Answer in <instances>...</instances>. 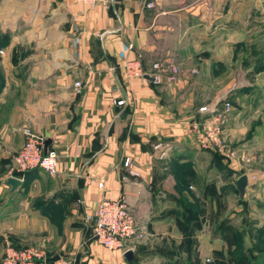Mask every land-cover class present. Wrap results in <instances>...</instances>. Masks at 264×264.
<instances>
[{"label":"crops","instance_id":"obj_1","mask_svg":"<svg viewBox=\"0 0 264 264\" xmlns=\"http://www.w3.org/2000/svg\"><path fill=\"white\" fill-rule=\"evenodd\" d=\"M144 2L0 0V264L8 243L43 247L65 264H155L156 255L138 260L131 248V262L94 239L86 214L119 195L143 225L131 245L170 237L183 239L180 253L210 254L221 241L210 227L226 204L201 191L221 198L243 155L258 159L254 188H264V0ZM137 56L145 67L170 57L175 79L126 77L124 60ZM220 95L234 98L235 157L200 146L186 124L213 120ZM26 129L51 139L57 173L31 168L11 189L5 179Z\"/></svg>","mask_w":264,"mask_h":264},{"label":"built area","instance_id":"obj_2","mask_svg":"<svg viewBox=\"0 0 264 264\" xmlns=\"http://www.w3.org/2000/svg\"><path fill=\"white\" fill-rule=\"evenodd\" d=\"M89 6L98 3L106 4L109 0H79ZM146 6H153L155 0H144ZM1 51V50H0ZM195 71L196 69H192ZM123 71L126 77H141L144 74L152 76L154 83H162L164 79L173 81L178 72L177 63L170 57H160L152 60L146 67L142 65L140 58H126L123 62ZM74 91L79 93L82 88V81L76 79L73 82ZM117 104H122L124 99L114 100ZM230 108L229 100L222 103L220 109L214 114L211 121H200L189 119L186 124L195 134L197 143L205 148L221 147L223 144L222 127L226 119V112ZM210 110H214L211 108ZM25 139L20 148L13 154L12 162L8 168V174L23 179L24 173L34 167H40L48 174L57 173L58 153L55 148L47 147L44 151V137L30 129L25 130ZM156 144L155 147H159ZM231 153V152H230ZM235 151L231 154H234ZM228 154V153H226ZM237 154V153H236ZM122 164L132 175L139 172L131 156H125ZM98 186H102V180L98 181ZM86 221L90 223L94 239L107 249H120L124 252L131 249V238L136 235L141 236L143 225L135 217L133 210L122 195L117 197H102L91 213L86 214ZM133 242V241H132ZM52 256L46 249L37 245L15 246L8 243L1 257V264H44ZM56 264H65L67 260L56 259Z\"/></svg>","mask_w":264,"mask_h":264},{"label":"rangeland","instance_id":"obj_3","mask_svg":"<svg viewBox=\"0 0 264 264\" xmlns=\"http://www.w3.org/2000/svg\"><path fill=\"white\" fill-rule=\"evenodd\" d=\"M225 100H229L230 108L226 112V119L222 127L223 144L221 147H210L209 149L228 158L237 155L241 143L234 139L233 131L231 132L235 112L233 95H220L218 102L221 104ZM210 109L207 108L205 111L212 116L213 110ZM234 151L235 153L231 154ZM243 160L244 165L241 168L248 174V180L252 181L247 184L248 192H246V188L242 196L244 201L240 199L231 182L226 186V191L224 188L222 189L221 198H218V194L213 189L201 191L203 194L217 195L214 200L217 202L219 199L224 200L226 204L224 217L218 221L213 220L212 227H210L211 233H215V236H218L220 232L219 247L214 248L210 254H203L198 250L180 253L175 247L181 249L183 239L178 243L172 241L170 237L162 238L158 242L155 240L149 242V239L147 242L141 240L135 241L136 243L132 247V249L138 250V253L142 251L138 260L142 258L145 260V255L153 254L157 257L155 264H264V188H254L255 182L260 179L259 173L255 171L258 159L252 158L250 155H243ZM216 164V166L224 168L222 164ZM141 233H143L142 230ZM143 235L141 234L139 237L141 238ZM195 240L193 239L192 242L194 243Z\"/></svg>","mask_w":264,"mask_h":264},{"label":"water","instance_id":"obj_4","mask_svg":"<svg viewBox=\"0 0 264 264\" xmlns=\"http://www.w3.org/2000/svg\"><path fill=\"white\" fill-rule=\"evenodd\" d=\"M144 76L146 78H148L149 80H152V76L148 75V74H144ZM218 109H215L214 113L217 111ZM51 139L50 138H45L43 141V145H44V151H46L48 145L50 144ZM5 182L10 184L11 189H14L18 184H20L21 180L18 179L15 176L9 175L6 177ZM248 183V174L246 172H243L241 174H239L235 180H234V184L235 187L238 190L239 196L242 197L244 195L245 189H246V185ZM124 256L126 257L127 260L129 261H134L135 260V255L133 253L132 249H126L124 251ZM58 256L54 255L52 258L56 259Z\"/></svg>","mask_w":264,"mask_h":264},{"label":"trees","instance_id":"obj_5","mask_svg":"<svg viewBox=\"0 0 264 264\" xmlns=\"http://www.w3.org/2000/svg\"><path fill=\"white\" fill-rule=\"evenodd\" d=\"M232 186H233V188H235L236 191L238 192V190H237V188L235 187V184H234V183H232ZM238 195H239V193H238ZM239 197H240V196H239ZM240 199L242 200V197H240ZM52 257H53V256H50V257H49V260H53ZM132 262H134V261H132Z\"/></svg>","mask_w":264,"mask_h":264}]
</instances>
